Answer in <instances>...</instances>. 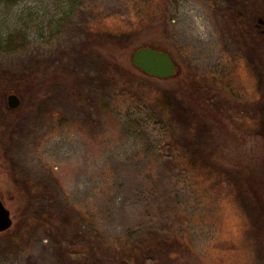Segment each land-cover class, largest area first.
Here are the masks:
<instances>
[{
  "label": "rangeland",
  "instance_id": "obj_1",
  "mask_svg": "<svg viewBox=\"0 0 264 264\" xmlns=\"http://www.w3.org/2000/svg\"><path fill=\"white\" fill-rule=\"evenodd\" d=\"M248 1L263 2L0 0V199L12 218L0 264H90L94 249L146 244L160 250L147 264L168 263L172 239L209 263L264 264V44ZM144 46L176 72L132 67Z\"/></svg>",
  "mask_w": 264,
  "mask_h": 264
},
{
  "label": "trees",
  "instance_id": "obj_2",
  "mask_svg": "<svg viewBox=\"0 0 264 264\" xmlns=\"http://www.w3.org/2000/svg\"><path fill=\"white\" fill-rule=\"evenodd\" d=\"M157 15V12L154 11L153 13V18H155V16ZM107 34L110 33L112 34L111 31L109 30H106ZM124 33H126L124 31ZM133 33V32H132ZM126 35H128V33H126ZM151 47H154L155 46H151ZM75 49V47H74ZM161 50V49H160ZM85 57L87 58H90L92 57L90 55V53L86 52V54H84ZM90 60L91 62L94 61V59H88ZM108 67H113L112 63L111 62H108ZM134 67V66H132ZM33 68V70L29 73L26 74L25 76V79H24V83L25 84V80L29 81V85L35 83L36 81L40 80V77H38V69H39V66L38 67H35V66H31L30 67V70ZM135 68V67H134ZM111 69V68H110ZM108 68V70H110ZM136 69V68H135ZM118 71L117 72H120V69L118 68L117 69ZM122 70V69H121ZM122 76H124L125 80L128 81V82H131V83H135L134 81H138L140 78L137 79V77L135 75H133L132 73H128L127 71L125 70H122ZM141 80V79H140ZM28 85V83L26 84ZM34 85V84H33ZM32 86V85H31ZM30 87V86H29ZM94 100V98H92ZM168 99V98H167ZM169 102L170 99H168ZM199 164V162L197 163ZM202 165V164H200ZM54 191V194H55V199H57L58 197V190ZM33 206H35L36 204L32 203ZM60 206V208L62 209L64 206H62V202H59L58 204ZM58 206V207H59ZM37 208V207H35ZM65 214V213H64ZM71 222L72 223H75L76 227H77V231L81 229V222L78 218H70ZM163 245V248H164V252H165V255L169 257V261L168 263H165L164 262H161L160 264H171V262H176L177 264H182L181 263V260L183 257H181V254L182 255H185L186 258H189L190 259V262L192 264H216V262H212V263H209V262H206L201 255L197 254L188 244H186L185 242H181L177 239H172L171 241H168V242H165L164 244L161 243ZM146 246L148 248H144V249H139V248H133L131 250H126V251H121V252H100L97 253L96 251H92V258H91V262L89 261L90 264H147L146 263V260H148L151 256L150 253H154V252H157V251H160V250H156V245H148L146 244ZM96 247V246H95ZM178 254V255H177ZM177 255V256H176ZM178 257H181L180 259H178Z\"/></svg>",
  "mask_w": 264,
  "mask_h": 264
},
{
  "label": "water",
  "instance_id": "obj_3",
  "mask_svg": "<svg viewBox=\"0 0 264 264\" xmlns=\"http://www.w3.org/2000/svg\"><path fill=\"white\" fill-rule=\"evenodd\" d=\"M131 63L138 70L151 77L168 78L176 72V64L170 54L151 46L137 48L132 53ZM20 98L15 93L7 95V105L16 108L20 105ZM12 225L10 211L0 199V232Z\"/></svg>",
  "mask_w": 264,
  "mask_h": 264
},
{
  "label": "flooded vegetation",
  "instance_id": "obj_4",
  "mask_svg": "<svg viewBox=\"0 0 264 264\" xmlns=\"http://www.w3.org/2000/svg\"><path fill=\"white\" fill-rule=\"evenodd\" d=\"M242 11L247 15H245L246 22L249 25L252 24V29L256 32L255 36H259V38H254L255 45H262L264 44V0L260 3V6L256 9L253 8L252 2L248 1L243 7ZM240 11V13H243ZM262 43V44H261ZM255 71H257L256 82L259 88H262L264 85L262 71L260 70L259 66H254ZM258 70H257V69Z\"/></svg>",
  "mask_w": 264,
  "mask_h": 264
}]
</instances>
